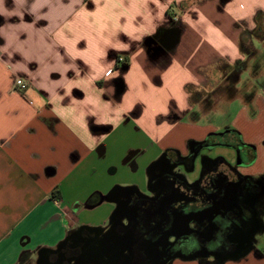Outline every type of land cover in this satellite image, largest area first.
Returning a JSON list of instances; mask_svg holds the SVG:
<instances>
[{
    "label": "crops",
    "instance_id": "0c3cea01",
    "mask_svg": "<svg viewBox=\"0 0 264 264\" xmlns=\"http://www.w3.org/2000/svg\"><path fill=\"white\" fill-rule=\"evenodd\" d=\"M233 68L249 84H232ZM220 100H239L230 129L257 162L264 0H0V264H38L80 224L83 208L71 203L106 194L120 169L204 138L186 134L181 145L174 133ZM130 136L147 145L119 154L116 139ZM87 178L97 189L81 190Z\"/></svg>",
    "mask_w": 264,
    "mask_h": 264
},
{
    "label": "flooded vegetation",
    "instance_id": "af4514ba",
    "mask_svg": "<svg viewBox=\"0 0 264 264\" xmlns=\"http://www.w3.org/2000/svg\"><path fill=\"white\" fill-rule=\"evenodd\" d=\"M231 71L239 78L238 68ZM216 146L233 153H215ZM256 159L255 148L231 130L189 140L184 150L165 149L147 166L146 186L131 184L97 196L112 204L109 220L71 230L38 264L263 259L264 169L249 171Z\"/></svg>",
    "mask_w": 264,
    "mask_h": 264
},
{
    "label": "rangeland",
    "instance_id": "374dc122",
    "mask_svg": "<svg viewBox=\"0 0 264 264\" xmlns=\"http://www.w3.org/2000/svg\"><path fill=\"white\" fill-rule=\"evenodd\" d=\"M225 77L228 78V76H225ZM241 77L239 75V78L234 79L232 77L230 80L229 79L228 80L231 81L232 84L237 83V82L242 83L243 86L249 84L250 78L246 72L243 74L244 80ZM226 79H225V82H228V80L226 81ZM238 85H240V84H238ZM229 88H230V85H229ZM224 89H226V88L223 86V81H222L220 85H217V87L215 88L214 91L218 94L219 93L222 94V92H225ZM234 92L235 93H239V92L241 93V91L239 89H232V87H231L230 91L228 90L229 94L234 93ZM195 94L196 93L192 92V96L196 97ZM241 109H242V106L239 103V100H236L233 103H230L228 101H223V100L217 101V104L215 106V110L206 113L205 116L201 115V113H199L195 118L192 117L194 119V121H193V119H191V117H188V116H186L185 118H182V121L180 123L181 125L177 127V132L174 133L175 139H177V141H179L180 143L182 142L181 145H184V143H185L184 139L186 137V134H191V135H198L199 134V135L203 136L204 138H207L211 133L225 132L228 129H230V122L233 120V118L236 116V114L240 112ZM263 124H264V117H263ZM215 127H218V130H213ZM201 136H199V137H201ZM259 141H260V139H257V142H259ZM139 142H140V140L137 136H130V138H128V139H125V138L121 139V137L117 138L116 143H117L119 154L121 152H124L128 146L137 145ZM139 145H142V147H145L147 144L139 143ZM185 151H188V149H186ZM212 151H214L215 153L216 152L230 153V154L233 153L232 149L227 148V147H222V146H216V147L212 148ZM258 153H259V159L252 166L253 167L252 171L254 170L256 172H260L264 169V149H262V148L259 149ZM148 157H149V154H144V156L142 158H140L139 162L146 161ZM232 158H233V161H235L234 156ZM139 162H137V163H139ZM109 167L111 168L113 166H109ZM107 171L109 172V168L107 169ZM127 174H128L127 172L122 171L121 169H120V171L111 174V177H110L111 178V181H110L111 186L107 190V193L111 189H113L115 186L126 187V186H132L131 184H136V183L137 184L141 183L143 186H146L147 166L145 168H143V166H142L141 168H138L136 170H133L132 168H130V174L129 175H127ZM124 181L128 182L129 184L121 185V182H124ZM90 182H93V184H94L92 187H89L91 184ZM95 183H97V184L99 183L98 178L93 179V180H89L87 178L85 180L81 190L94 191L95 189H97L95 187H98V186H95ZM103 183L105 184V181H103ZM91 194L94 196V200H91L92 198H90V199L87 198V200L84 203H78L77 202V204H76V202H73L70 204L71 207L80 206L81 208H83L80 215H79L81 217V222L78 225V227L73 229L72 231L79 230L82 228H97V227H100L106 219H108V220L110 219L112 212H110V215L108 218L105 217L107 207H108L107 204L110 203V201L104 200L101 202L99 197H97L100 194H97L96 197L94 195L95 192H92ZM89 207H92V209H90ZM39 257L40 256H37L36 263H39V261H40ZM176 264H203V263L199 260H182V259H179V260H177ZM226 264H264V258L260 259L254 255H251L249 257H245V258H241V259H237V260H230Z\"/></svg>",
    "mask_w": 264,
    "mask_h": 264
},
{
    "label": "built area",
    "instance_id": "2783aa9c",
    "mask_svg": "<svg viewBox=\"0 0 264 264\" xmlns=\"http://www.w3.org/2000/svg\"><path fill=\"white\" fill-rule=\"evenodd\" d=\"M109 73L110 71L108 72V74ZM14 86L17 90L24 91L29 87V82L26 81L24 78L19 77L16 78Z\"/></svg>",
    "mask_w": 264,
    "mask_h": 264
},
{
    "label": "water",
    "instance_id": "95a60500",
    "mask_svg": "<svg viewBox=\"0 0 264 264\" xmlns=\"http://www.w3.org/2000/svg\"><path fill=\"white\" fill-rule=\"evenodd\" d=\"M178 38H179V34L175 30H173V35L170 36L169 39H168V43H169L168 45L169 46L174 45L178 41ZM115 188L130 189V186H126V187H119L118 186V187H114L113 189H115Z\"/></svg>",
    "mask_w": 264,
    "mask_h": 264
}]
</instances>
